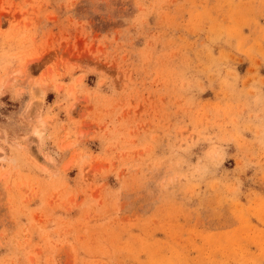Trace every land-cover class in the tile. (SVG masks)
I'll return each instance as SVG.
<instances>
[{
  "label": "rangeland",
  "instance_id": "374dc122",
  "mask_svg": "<svg viewBox=\"0 0 264 264\" xmlns=\"http://www.w3.org/2000/svg\"><path fill=\"white\" fill-rule=\"evenodd\" d=\"M0 264H264V0H0Z\"/></svg>",
  "mask_w": 264,
  "mask_h": 264
}]
</instances>
